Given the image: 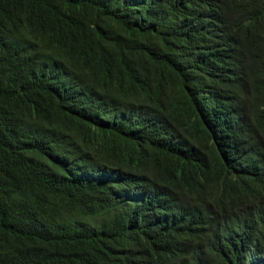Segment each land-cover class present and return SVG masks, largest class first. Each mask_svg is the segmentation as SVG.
Returning a JSON list of instances; mask_svg holds the SVG:
<instances>
[{
	"label": "trees",
	"instance_id": "16d2710c",
	"mask_svg": "<svg viewBox=\"0 0 264 264\" xmlns=\"http://www.w3.org/2000/svg\"><path fill=\"white\" fill-rule=\"evenodd\" d=\"M263 21L264 0H0V264H264ZM105 79L133 127L87 95ZM156 113L194 129L186 161Z\"/></svg>",
	"mask_w": 264,
	"mask_h": 264
},
{
	"label": "clouds",
	"instance_id": "9594fccd",
	"mask_svg": "<svg viewBox=\"0 0 264 264\" xmlns=\"http://www.w3.org/2000/svg\"><path fill=\"white\" fill-rule=\"evenodd\" d=\"M247 35L256 42L257 51L252 53L244 64H264V21L259 24L254 32L247 31ZM94 105L106 110L109 114L110 122L121 121L117 125V131L120 128L129 129L135 124V117L128 105L120 104L115 94L108 88L106 79L103 82L91 81L86 89ZM200 97H205L203 92L199 93ZM264 108V97L261 101ZM139 122L151 125L168 134V150L175 156H179L183 161L188 159V154L192 151L191 135L194 129L185 124L179 116L156 113L154 115L141 117ZM154 144H146L144 149L146 157L144 160L149 161L154 155Z\"/></svg>",
	"mask_w": 264,
	"mask_h": 264
}]
</instances>
